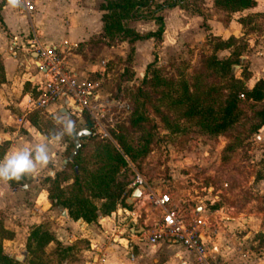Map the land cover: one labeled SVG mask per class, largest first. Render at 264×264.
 <instances>
[{"label": "crops", "instance_id": "obj_1", "mask_svg": "<svg viewBox=\"0 0 264 264\" xmlns=\"http://www.w3.org/2000/svg\"><path fill=\"white\" fill-rule=\"evenodd\" d=\"M47 1L50 2V0H36L34 10L25 15L19 13L5 0H0V66L3 72V80L0 82V143L7 142V148L0 161L18 149L32 148L44 142L45 138L50 155L48 165L38 169L34 176H25L22 185L10 187L7 181L0 180V219L3 228L11 233V237L2 242V252L17 262L24 263L29 259L26 249L29 233L37 226L42 228L46 225V231L51 239L43 246L47 260L43 255L40 264H195L193 256L176 243L161 240L151 246L145 240H140L141 232L158 214L155 209L143 207L140 201L129 205L124 201L129 208L117 203L114 210L107 215H101L96 211L95 221L85 222L81 218L73 220L68 216L65 208L53 204L54 200L51 202L48 199L45 183L47 182L48 188L55 173L67 163L62 164L64 158L61 155L64 147L60 142L37 131V128L26 118H22L21 98L31 87L29 77L37 80L40 78V73L32 67L31 60L22 55L15 46L28 39L32 33L39 42L50 44L52 39L47 38L51 35V23L47 21ZM86 1L66 0L65 6L58 11L60 17L56 22L62 25L65 22L67 28L79 29L74 28L70 31L69 28L68 34L57 44L51 42L52 45L59 46L60 50H63L65 62L78 80H82L81 77L86 70L93 71L88 69L89 65L82 60L78 52L70 50L77 47L80 42H87L88 36L99 35L102 24L100 19L102 12L98 8L102 0H90L93 3L92 7H88ZM256 2L257 0L255 5L258 4ZM255 5L243 11L255 10ZM173 12L174 8L162 12L164 31L161 41L156 46L159 49L163 48L165 39L171 36L172 29L175 30V37H170L172 42L179 37L192 36L191 22L196 23L198 17L181 14L182 18L186 19V22L181 24L180 17L175 15L174 18L180 21L175 25L174 23L168 25L165 17L167 14L172 15ZM180 12L182 13L183 10ZM63 15L65 18L61 20ZM131 22L133 23L128 22L127 26L138 33H142V29H138L141 27L145 28L144 32L156 28L152 21ZM235 23L237 24V22H227L221 27V32L217 33L221 34V39L225 40L229 36L237 37L241 34L239 25L237 27ZM196 26V32H199L200 28ZM233 28L237 33H233ZM208 31L205 30L204 34H208ZM254 38L257 39L253 37L252 42L247 46V49L251 50L243 56V63L246 64L249 73V78L245 81L246 87H251L258 78L264 80V45H259L260 41L255 42ZM119 45L127 46V43L122 41ZM134 45L137 55L140 46L147 45L151 49L154 43L148 38L137 40ZM109 48L112 49L113 46ZM24 65H27L28 70L24 69ZM26 82H29V85ZM45 112L52 117L61 118L73 115L61 105L60 101L49 105ZM252 140L256 145L261 146L260 143L264 141V125L252 135ZM187 176H180L174 172L173 180L162 185L163 191L166 190L172 195L173 205L176 207L194 216L198 217L199 214L203 216L206 209L201 202L208 199L207 195L199 191L201 187L194 194V188L188 186L187 182H196ZM261 176L259 181L262 184L264 174ZM69 182L70 180L61 183V186ZM194 200L197 203L191 206L189 203ZM219 215L215 210L204 216L203 233V240L210 247L218 264H264L263 257H255L248 244L250 235L257 229L253 218L239 213L227 218Z\"/></svg>", "mask_w": 264, "mask_h": 264}, {"label": "rangeland", "instance_id": "obj_2", "mask_svg": "<svg viewBox=\"0 0 264 264\" xmlns=\"http://www.w3.org/2000/svg\"><path fill=\"white\" fill-rule=\"evenodd\" d=\"M154 1L160 2L161 0ZM186 3L187 10L183 11L184 13H181L180 9L174 8L173 14H167L165 20L168 25L173 23L175 25L180 21L174 18L176 15L180 17L181 24H184L186 19L182 18L181 14L197 16L198 19L195 20L197 22H191L192 36L179 37L175 42H172L170 37H175V30L172 29L171 36L169 39H165L162 49L157 48V43L153 41V48L150 49L147 45L140 46L136 55L134 45L131 58L126 61L128 46L114 42L113 48L110 49L109 46L103 44L106 42L105 39L99 42V35L93 34L88 36L87 42H80L77 47L70 50L78 52L82 60L89 65L88 69L93 71L88 72L89 70H86L81 81L96 83L93 89L95 90L94 94L97 95V101L107 103L105 106L94 107V111L98 113V120L108 135L109 130H116L119 125H128V116L135 108L134 89L143 77L146 64L152 61L154 57H156L157 64L173 65L174 63L175 65L178 61L180 64L174 66V69L169 66L166 70L167 77L171 76L176 79L175 68H183L185 70L184 76L189 75L199 67L200 55H209L215 41L221 39V34L217 33H220L221 27L227 23L223 22L224 14L212 6V0H187ZM256 3L258 4L255 5V10H242L229 16L228 22L230 23L237 22L238 18H243L242 26L238 22L235 23L237 27L239 25L241 34L230 41L229 47L214 52L219 60L237 59V62L233 64L237 67L231 68L235 76H240L247 68L246 64L243 63L244 58L240 59L239 57H243L251 50L247 49V46L252 42V38L257 37V39L254 38V41L258 42L259 40V45H264V0H257ZM65 4L66 0L47 1V21L51 23V35L47 38L48 40L49 38L52 39L50 44L51 42L57 44L62 37L68 34L69 28L70 31L76 28H67L65 22L63 25L56 22L60 17L58 11ZM85 4L88 7L93 5L90 0H87ZM94 10L96 11V8ZM64 18L63 15L60 19L64 20ZM128 22L133 23L131 21H123L122 23L128 27ZM196 25L200 28L199 32H196ZM138 29H142V33H146L143 30L145 28ZM205 30H209L208 34H204ZM233 33H237L234 28ZM158 52L159 55L156 54ZM158 97V94L152 93L149 96L150 101L144 104V110L151 122H144L142 129L140 127L129 129L130 135H133L135 139L140 138L144 133H150L149 151L140 159L138 165L130 163L134 175L138 173L142 176L155 191H163L162 185L173 180L174 172L180 176L188 175V178L196 182H187L188 186L194 188L193 193L196 194L198 188L201 187L202 189L199 191L206 194L208 198L201 202V205L206 209L204 215L199 214L198 217L204 219L205 215L215 210L219 212V216L224 218L237 213L252 217L257 229L250 235L248 244L255 257H263L264 259V182L261 184L259 181V178H262L261 174H264V141L260 143L261 146L256 145L251 135L242 142L241 146L237 147L234 146L231 135H218L209 139L193 133L191 129H184L186 127L184 122H174L173 112L168 111L165 101L161 103L157 100ZM155 104L158 105L157 108L161 114L155 113L153 107ZM21 107V113H24V105L21 104ZM45 110L32 111L24 118L28 120V116L33 115L32 119L36 121L37 131L47 135L53 132H62L64 125L58 123V120L66 118L52 117ZM83 114L84 112L81 114V118H77L75 115L67 117L74 121V132L79 128H84ZM161 116H165L168 123L172 125L176 123V126L179 127L178 130H170L165 127ZM68 137V134H64L58 141L64 147L62 158H65L72 150L71 147L68 154L65 155V148L69 147L71 143ZM93 137L100 138L98 134ZM45 184L47 189V182ZM195 203H197L196 200L189 204L194 206ZM0 222L2 224L1 219ZM40 229L46 231L47 226L44 225ZM43 255L44 259L47 260V255L44 252L40 255V259L43 258ZM27 261L20 262V264H27Z\"/></svg>", "mask_w": 264, "mask_h": 264}, {"label": "trees", "instance_id": "obj_3", "mask_svg": "<svg viewBox=\"0 0 264 264\" xmlns=\"http://www.w3.org/2000/svg\"><path fill=\"white\" fill-rule=\"evenodd\" d=\"M186 2L187 0H102L98 5L102 12L98 41L105 39L103 44L106 46L125 41L128 46L126 61H129L135 41L148 38L156 43L161 41L164 31L162 12L173 8L186 11ZM254 5L255 0H212V6L224 14V23L229 21L231 14ZM123 21H152L156 28L138 33L125 27ZM237 22L242 26L243 18H238ZM232 40L233 36L225 40L217 39L211 53L201 54L199 67L189 75L184 76L183 68H175L176 79L167 77L166 70L169 66L174 69V66L180 64L178 61L175 65L157 64L154 57L147 63L143 77L134 89L135 108L128 116V125H119L118 130H109L110 139L83 137L80 148L71 161L55 173L47 188L48 199L65 208L73 220L81 218L85 222L95 221L96 211L101 215L109 214L117 203L129 208L124 199L131 192L129 184L134 178L130 163L138 165L149 151L150 136L147 132L135 139L130 135L129 129H142L144 122H151L144 104L150 101L152 93L159 95L157 100L161 103L165 101L167 110L173 112L174 122H184V129H191L193 133L209 139L218 135H231L234 146H241L245 139L264 125V80L258 78L251 87H246L248 71L235 76L231 69L237 59L216 58L214 52L229 47ZM2 80L3 72L0 68V82ZM26 83L29 85V82ZM157 106L153 105L154 111L161 114ZM32 117L33 115H29L28 120L36 127V121ZM82 117L83 127L89 130L88 115L84 113ZM161 118L165 127L178 130L176 123L172 125L165 116ZM40 133L51 137V134ZM6 147L7 142L0 143V158ZM71 147L70 143L65 148V155ZM22 180H7V183L10 187H16L23 184ZM68 180L69 183L61 186L60 183ZM10 237L11 233L0 222V264H20L2 252L3 240ZM50 239L51 236L47 231L41 230L40 226L32 229L26 243L29 254L27 264H40L43 246Z\"/></svg>", "mask_w": 264, "mask_h": 264}, {"label": "built area", "instance_id": "obj_4", "mask_svg": "<svg viewBox=\"0 0 264 264\" xmlns=\"http://www.w3.org/2000/svg\"><path fill=\"white\" fill-rule=\"evenodd\" d=\"M35 2L36 0H21V5L15 8L19 13L28 15L34 10ZM15 46L31 60L32 67L40 73V78L33 79L30 89L21 98L25 108L22 118L32 111L45 110L49 105L60 101L71 114L81 117L84 112L88 115L91 136L98 134L110 139L98 120V113L91 107L97 101L93 89L96 83L78 80L67 66L63 50L59 46L39 42L34 33ZM32 53L36 54L35 58ZM74 106L79 108L80 113L72 109ZM129 187L131 191L133 188H141L136 201H140L143 207L158 211L155 219L141 232V241L145 240L151 246L161 240L173 242L189 252L195 264H218L210 247L203 240V218L173 205L167 191L153 190L138 173H135Z\"/></svg>", "mask_w": 264, "mask_h": 264}, {"label": "clouds", "instance_id": "obj_5", "mask_svg": "<svg viewBox=\"0 0 264 264\" xmlns=\"http://www.w3.org/2000/svg\"><path fill=\"white\" fill-rule=\"evenodd\" d=\"M12 7H19L21 0H8ZM63 123L62 132L51 134V139L59 141L64 134L71 135L75 130L74 121L70 118L58 120ZM50 155L48 150L47 138L44 142L36 144L32 148H21L0 161V180L20 181L25 176H34L38 169L46 167L49 163Z\"/></svg>", "mask_w": 264, "mask_h": 264}, {"label": "water", "instance_id": "obj_6", "mask_svg": "<svg viewBox=\"0 0 264 264\" xmlns=\"http://www.w3.org/2000/svg\"><path fill=\"white\" fill-rule=\"evenodd\" d=\"M32 57H36V54L35 53H32ZM240 59L243 58L242 56L239 57ZM25 70H28V67L27 65H24L23 66ZM237 67V65H232L231 68H235ZM29 76V74H27ZM30 82L33 81L32 77H30L29 79ZM107 103H102L100 101H97L96 103H94L91 107H95V106H105ZM73 110H75L76 112H79V108L77 107H72ZM91 135L90 131L86 128H79L77 129L73 134H71L68 139L69 141L72 143V150L69 152L68 156L65 157L63 160H62V164L64 165L66 162H69L71 161V159L73 158V156L77 153L78 149L80 148V139L83 138V137H89ZM62 165V167H63ZM140 189L141 188H133L132 191L130 192L129 196L125 198V203L126 204H131L132 202L136 201L139 196H140ZM18 259V258H16Z\"/></svg>", "mask_w": 264, "mask_h": 264}]
</instances>
